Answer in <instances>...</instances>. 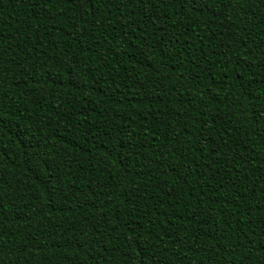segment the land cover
Segmentation results:
<instances>
[{"label":"trees","instance_id":"1","mask_svg":"<svg viewBox=\"0 0 264 264\" xmlns=\"http://www.w3.org/2000/svg\"><path fill=\"white\" fill-rule=\"evenodd\" d=\"M0 264H264V0H0Z\"/></svg>","mask_w":264,"mask_h":264}]
</instances>
